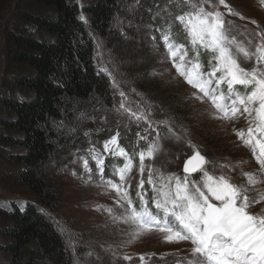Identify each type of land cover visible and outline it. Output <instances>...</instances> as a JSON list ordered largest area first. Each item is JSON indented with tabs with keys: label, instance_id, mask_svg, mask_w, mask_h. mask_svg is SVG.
I'll list each match as a JSON object with an SVG mask.
<instances>
[{
	"label": "snow or ice",
	"instance_id": "1",
	"mask_svg": "<svg viewBox=\"0 0 264 264\" xmlns=\"http://www.w3.org/2000/svg\"><path fill=\"white\" fill-rule=\"evenodd\" d=\"M260 3L264 6V0ZM220 6L226 11L221 12ZM175 7L179 11L173 22L168 23L165 30L155 29L160 32L159 43L164 45L178 77L196 90L193 97L210 102L214 110L211 118L227 122L243 116L248 120L247 132L234 131L242 145L251 151L259 172L264 173V31L239 32L225 15L244 17L226 0H175ZM80 19L85 18L81 16ZM176 24L185 34L190 49L176 39L179 35L174 32ZM152 39L156 41L155 36ZM202 53L208 56L206 67ZM246 63L252 66L245 67ZM100 71L111 76L107 68L102 67ZM112 82L118 87L115 78ZM120 96L119 107L115 109L117 115L127 114L137 127L141 122L147 125L143 134L137 132L138 139L146 141L148 146L138 153L140 179L135 198L129 191L128 177L137 153L129 154L119 144V131L103 142L104 153L123 158L122 166H112V176H118L119 182L105 177L108 165L104 155L94 146L88 148L87 156L78 159L82 161L80 175L86 183H95L90 157L95 162L100 185L115 191L120 212L106 211L114 221L127 226V235L132 238L128 243L157 232L163 234L165 243L189 242L192 245L190 256L174 264H264V216L250 213L249 208L256 201L249 198L245 184L234 182L230 174L244 162L213 165L188 140L192 155L183 163V175L165 171L154 162L163 152V138L159 129L153 127L151 109L139 105L133 109L123 91ZM156 124L167 128V138L177 142L183 139L173 128L174 120L166 118ZM125 127L131 130L128 125ZM152 132L156 133L155 137L151 136ZM85 136L89 133L85 132ZM73 175L77 173L73 171ZM243 176L249 184L262 182L254 173L246 172ZM153 255H139L140 264H152ZM123 259L131 260L132 257L125 255Z\"/></svg>",
	"mask_w": 264,
	"mask_h": 264
},
{
	"label": "rangeland",
	"instance_id": "2",
	"mask_svg": "<svg viewBox=\"0 0 264 264\" xmlns=\"http://www.w3.org/2000/svg\"><path fill=\"white\" fill-rule=\"evenodd\" d=\"M156 1L158 0L123 1L120 10L124 15L130 16V20L124 24L123 17L120 14L116 15L114 28L124 40L131 38L129 35L131 30L137 36L136 39L130 40L135 42V50H139V54L129 53L127 58L129 63L136 64L139 71H128L114 61H111V65H107L105 55L110 56L111 50L105 51L103 44L99 42V55L102 56L98 63L99 69L104 67L111 73L109 76L102 71L111 83L112 91L116 93L114 94L117 97L116 104L112 110L102 108V104L98 105L105 117L100 123H97L98 114L95 113V107L90 111H76V118L87 126L85 132L89 133V136H86L89 142L84 147L69 151L68 154L51 158L47 163V181L56 195V200L47 209V214L63 236L73 257V264H140L139 255L147 253L154 254L152 264H174L176 261L182 262L191 254L192 245L189 242L165 243L163 234L157 232L144 235L134 243H128L132 238L127 235V226L114 221L106 211V209H112L114 213L120 212L116 203V193L100 185L99 175L95 172V162L90 157L89 163L93 168L95 183H86V179L81 178L83 168L82 161L78 157L87 156L88 148L94 146L104 155L108 165L105 177L119 182L118 176H112L114 170L112 166L114 164L122 166L123 158L111 157L104 153L103 142L119 131L121 134L119 144L127 148V144L130 143H127L124 134L129 132V128L125 125L141 134L147 128L143 122L137 127L134 120L130 122L127 114L123 117L117 115L115 109L119 107L121 91L128 97L130 107L136 109L139 105L141 108L151 109L153 113L150 117L153 127L159 129L163 138V152L158 154L154 161L157 166H162L165 171H176L183 175V163L192 155V149L186 143L188 140L213 165L221 163L231 165L237 161H243L241 167L235 168V171L230 174L234 182L245 184L249 198L256 201L249 208L250 213L264 216V173L259 172V165L251 151L242 145L234 131L235 129L247 132L248 120L243 116L227 122L213 119L210 113L214 110L210 102H201L193 97L196 90L191 88L182 77H178L164 45L159 43L160 32L155 29H164L160 28L153 16L148 13H152L153 8L159 9L163 21L173 22L179 9L175 7V0H162L160 6L155 5ZM226 2L244 17L240 19L239 16L225 15V19L236 25L239 32L251 34L258 30L264 31V6L261 5L260 0H226ZM219 10L226 11L222 6ZM253 21L256 23H252ZM176 25L180 31L178 41L186 44L190 49L185 34L180 26ZM153 36L156 37L155 42L152 39ZM0 60L2 65L1 52ZM202 60L206 67L208 56L202 53ZM251 66V63L245 64V67ZM112 78H115L118 87L113 85ZM108 117L112 119L111 124ZM166 118L174 120L173 128L183 138L180 142L167 138V128L156 124L157 121ZM73 132V128L65 131L66 135H71ZM155 135V132L151 133L152 137ZM134 140L133 153L137 155L134 157V167L128 177L129 191L133 198H135L136 185L140 179L138 153L148 146L146 141L138 139L137 134ZM73 160L76 162L73 163ZM146 163H153V161H146ZM15 169L8 163L0 162V208H7L11 203H16L23 208L26 202L33 199L28 186L23 184L14 173ZM73 171L77 175H73ZM246 172L256 174L262 182L249 184L243 176ZM145 187L148 188V185L146 184ZM89 253L91 255H88ZM125 255L132 259H123Z\"/></svg>",
	"mask_w": 264,
	"mask_h": 264
},
{
	"label": "trees",
	"instance_id": "3",
	"mask_svg": "<svg viewBox=\"0 0 264 264\" xmlns=\"http://www.w3.org/2000/svg\"><path fill=\"white\" fill-rule=\"evenodd\" d=\"M123 1L0 0V162L16 168L33 196L23 208L16 203L0 208V264H73L47 214L56 200L47 163L89 142L76 111L95 107L100 123L105 117L98 105L112 110L116 104V93L99 69V42L111 50L105 55L107 65L114 61L128 71L138 70L127 58L139 54L130 40L137 36L131 30V38L124 40L114 28L116 15L124 24L130 20L120 10ZM152 11L148 13L165 30L172 21H163L159 9ZM174 32L180 34L177 25ZM70 128L74 132L66 135ZM137 132L124 134L130 154Z\"/></svg>",
	"mask_w": 264,
	"mask_h": 264
}]
</instances>
